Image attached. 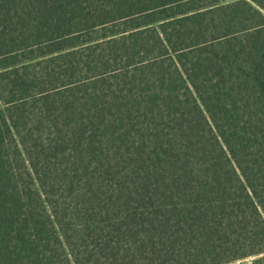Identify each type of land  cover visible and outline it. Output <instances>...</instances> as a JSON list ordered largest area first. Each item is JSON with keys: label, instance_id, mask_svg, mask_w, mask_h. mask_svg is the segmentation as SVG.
I'll return each mask as SVG.
<instances>
[{"label": "trees", "instance_id": "trees-1", "mask_svg": "<svg viewBox=\"0 0 264 264\" xmlns=\"http://www.w3.org/2000/svg\"><path fill=\"white\" fill-rule=\"evenodd\" d=\"M261 252L264 0H0V264Z\"/></svg>", "mask_w": 264, "mask_h": 264}, {"label": "rangeland", "instance_id": "rangeland-1", "mask_svg": "<svg viewBox=\"0 0 264 264\" xmlns=\"http://www.w3.org/2000/svg\"><path fill=\"white\" fill-rule=\"evenodd\" d=\"M264 257V252L255 254V255H251V256H247L244 257L242 259L236 260V261H232L230 263H226V264H252L256 259Z\"/></svg>", "mask_w": 264, "mask_h": 264}]
</instances>
